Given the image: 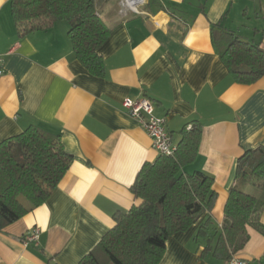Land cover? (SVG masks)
Returning a JSON list of instances; mask_svg holds the SVG:
<instances>
[{
	"label": "crops",
	"instance_id": "crops-1",
	"mask_svg": "<svg viewBox=\"0 0 264 264\" xmlns=\"http://www.w3.org/2000/svg\"><path fill=\"white\" fill-rule=\"evenodd\" d=\"M11 1L0 0V142L38 126L60 135L73 161L44 204L0 231V264H78L115 225V215L139 203L130 188L159 155L122 106L124 98L141 96L167 119L177 143L185 126L201 123L198 156L185 169L211 174L217 192L213 211L172 235L159 264H223L212 247L238 180V158L264 144V76L235 82L212 31L233 30L264 47V0H146L137 11L123 10L120 0L101 14L112 28L99 51L102 77L76 58L66 21L20 36ZM247 191L261 197L264 187ZM35 226L39 242L26 243ZM248 231L237 254L264 263V233Z\"/></svg>",
	"mask_w": 264,
	"mask_h": 264
},
{
	"label": "trees",
	"instance_id": "trees-1",
	"mask_svg": "<svg viewBox=\"0 0 264 264\" xmlns=\"http://www.w3.org/2000/svg\"><path fill=\"white\" fill-rule=\"evenodd\" d=\"M109 2L12 0L11 5L20 36L66 21L76 58L92 75L102 77L106 69L99 51L112 28L101 14ZM212 42L235 82L252 84L264 76V47L259 43L245 41L224 28L212 31ZM202 133L199 122L185 126L175 155L159 154L153 162L144 163L130 188L139 203L117 213L115 225L78 264H159L172 235L213 211L217 200L214 177L185 169L198 156ZM72 161L60 135L38 126L2 140L0 231L44 204ZM237 179L229 190L222 230L212 247L214 255L225 261L245 247L249 226L264 233V192L257 197L247 191L249 185L264 187V144L245 150L238 158Z\"/></svg>",
	"mask_w": 264,
	"mask_h": 264
},
{
	"label": "built area",
	"instance_id": "built-area-1",
	"mask_svg": "<svg viewBox=\"0 0 264 264\" xmlns=\"http://www.w3.org/2000/svg\"><path fill=\"white\" fill-rule=\"evenodd\" d=\"M146 0H121V8L123 10L137 11V8L143 5ZM5 74L4 57L0 54V80ZM122 106L128 115L136 118L147 134L153 141V146L159 154L173 156L178 150V143L175 142L172 133L167 128V119L155 114V106L153 101L141 96L138 98L126 97L122 102ZM41 228L35 226L31 229L25 238V242L38 243L40 239ZM223 264H264L260 261H253L245 258L237 253L224 261Z\"/></svg>",
	"mask_w": 264,
	"mask_h": 264
},
{
	"label": "rangeland",
	"instance_id": "rangeland-1",
	"mask_svg": "<svg viewBox=\"0 0 264 264\" xmlns=\"http://www.w3.org/2000/svg\"><path fill=\"white\" fill-rule=\"evenodd\" d=\"M119 1L120 0H110L109 4L106 6V8L103 11H106L108 9L110 10L112 8H118L119 7ZM139 7L137 8V10L139 9Z\"/></svg>",
	"mask_w": 264,
	"mask_h": 264
}]
</instances>
